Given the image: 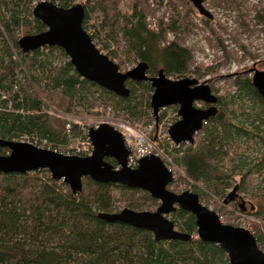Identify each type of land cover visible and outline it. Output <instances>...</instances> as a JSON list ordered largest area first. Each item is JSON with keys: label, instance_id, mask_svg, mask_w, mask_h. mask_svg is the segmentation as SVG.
I'll use <instances>...</instances> for the list:
<instances>
[{"label": "trees", "instance_id": "trees-1", "mask_svg": "<svg viewBox=\"0 0 264 264\" xmlns=\"http://www.w3.org/2000/svg\"><path fill=\"white\" fill-rule=\"evenodd\" d=\"M32 1L10 6L11 0H0V47L5 51V57L0 58V138L29 137L40 144L46 141L56 149L68 142L69 134L64 129L65 122L49 113V102L53 104L58 97L63 105L66 101L80 104L99 89L114 94L83 78L61 47L46 46L29 53L20 49L18 41L22 35L46 29L33 14ZM50 1L70 7L74 0ZM3 8L11 11L9 17ZM85 9L84 28L88 31L91 12ZM146 18V13L137 8L125 17L123 34L129 50L147 66L148 75L164 70L168 76H184L192 60L191 52L177 42L162 45L167 29L161 26L157 31L151 30ZM171 29H177V22ZM95 32H89L94 41ZM54 53L67 60L53 66L50 56ZM21 64L26 84L20 83L17 76ZM38 68H42L41 77L35 74ZM235 79L238 94H229L225 100L218 96L219 111L205 124L204 138L191 143L178 157L187 177L194 182L191 185L195 189L197 184L204 186L201 199L206 190L218 194L224 191L229 186L228 178L242 174L237 171L264 170V155L252 168L241 157L236 158L238 140L250 142L259 137L264 143V99L250 77ZM128 84L130 96L120 97L125 115L135 126L155 120L156 129L165 121V112L158 119L152 115L151 82L128 80ZM138 90L142 92L140 96ZM242 96L261 104L263 110L253 116L242 111L250 127L229 110V104ZM73 128L78 130L76 125ZM150 137L157 141V136ZM7 150L0 147V153ZM107 160L117 166L115 160ZM230 163H234L233 169L226 167ZM261 176L264 182V174ZM242 178L238 184L241 190L247 186L245 174ZM116 188L128 193L127 205L135 210L150 208L157 200L145 190L101 183L89 177L84 178L83 191L73 193L68 184L53 179L47 169L25 174L0 173V264H230L229 255L219 244L198 237L196 217L182 208L172 213V220L176 228L192 235L189 241H158L149 230L100 218V212L117 211ZM254 215L264 220V198L260 197ZM255 235L264 250L263 237L258 231Z\"/></svg>", "mask_w": 264, "mask_h": 264}, {"label": "water", "instance_id": "water-1", "mask_svg": "<svg viewBox=\"0 0 264 264\" xmlns=\"http://www.w3.org/2000/svg\"><path fill=\"white\" fill-rule=\"evenodd\" d=\"M189 1L200 14L213 19L205 0ZM33 14L46 29L19 39L18 44L24 53L46 46L61 47L83 78L122 98L131 94L128 80L151 82L154 88L151 95L153 116L158 119L162 109L179 106V119L168 129L170 139L177 145L193 143L196 134L203 130L211 117L217 115L218 96L208 82H200L194 77L172 79L164 70H160L157 76H149L144 63L126 72L120 70L119 65L100 50L84 28L86 9L83 4L62 7L42 0L35 5ZM247 72L252 74V83L264 99V70L255 65ZM198 101L211 106L199 108L196 106ZM88 137L93 151L86 156L68 155L31 142L0 138V147L9 150L7 154H0V173L25 174L47 169L53 179L68 184L73 193L83 191L86 177L101 183L145 190L160 201L156 210L139 211L126 207L116 212H100L99 217L108 222L149 230L158 241H189L192 235L176 228L175 222L168 217L177 208H182L196 217L198 237L205 242L219 244L229 255L230 264H264V250L250 229L223 222L217 211L201 202L197 192L184 190L178 193L168 188L175 176L160 156L147 155L140 159L137 168H131L128 166L131 150L122 133L112 125L102 123L97 128L92 127ZM107 159L115 160L119 168ZM238 190L237 184L224 202L236 201ZM244 203L242 200V210H245Z\"/></svg>", "mask_w": 264, "mask_h": 264}, {"label": "rangeland", "instance_id": "rangeland-1", "mask_svg": "<svg viewBox=\"0 0 264 264\" xmlns=\"http://www.w3.org/2000/svg\"><path fill=\"white\" fill-rule=\"evenodd\" d=\"M26 1L29 0H11L10 6L14 3L23 5ZM40 1L42 0H33L32 6L35 7ZM75 4H84L88 10L90 9L88 31L92 33L97 31L96 45L102 52L111 55L110 57L123 72L139 64V59L129 50L123 34L125 17L131 16L136 8L146 13L147 24L151 30L157 31L161 26L167 29L166 39L162 45L177 42L191 52L192 60L187 72L184 76L170 75L172 79L194 77L200 82H208L214 94L224 97L225 100L229 94H238L234 83L237 76L251 78L252 74L247 71L255 65L258 69L264 70V0H205V6L212 12L213 19L200 14L189 0H74L70 6ZM3 10L6 17L11 15L10 10L5 8ZM174 22H177L175 31L171 29ZM4 57L5 51L0 47V58ZM65 60L67 58L59 53L50 56L53 66H60ZM22 66L21 64L17 76L20 83L26 84L25 73L21 72V69H24ZM24 72H27L26 68ZM42 72V68H38L35 74L41 77ZM156 75L149 74V76ZM128 86L131 87L130 84ZM153 91L154 88L151 95ZM140 94L142 92L138 90L137 95L140 96ZM41 97L45 99L44 95ZM60 102L58 97L53 104L49 102L48 110L51 115L60 117L59 119L65 122L64 129L69 134L66 144H59L56 149H53L52 145H48L46 141L40 144L37 141H31L29 137H24L20 141L31 142L68 155L85 156V153L91 149L88 139L85 138L90 128L99 122H108L110 118L115 121L132 122V119L127 117L122 110L123 103L120 97L116 94L109 95L100 89L80 104H71L66 101L63 105ZM196 106L206 107L202 101H198ZM178 110V105L162 109L160 114L165 112V121H162L163 123L161 122L156 129L155 120L149 123L141 122L138 126L147 128L150 134L157 136L156 143L161 150V158L174 171L175 179L168 188L178 193L192 190L200 196L201 191H205L204 186L197 184L199 190L195 189L191 185V182H194L187 177L178 161L180 152L191 145L189 143L179 146L170 144L168 129L179 119ZM229 110L235 111L236 119L242 120L247 127L250 126L249 120H245V114L250 113L253 116L255 113L262 114L263 112L261 104L254 103L247 96L236 97L229 104ZM243 110L245 114L242 113ZM74 125L78 126L77 131H73ZM203 130L196 134L195 142L204 138ZM238 143L240 149H238L239 156L237 155L236 158L241 157L243 162L252 168L264 155V143L259 137L250 142L243 138V140H238ZM8 151L0 154H7ZM226 167L233 169L234 163L227 164ZM237 172L242 174H234V177L228 178L229 186L224 191L218 194L206 190L205 196H202V199L200 197V200L209 208L217 211L223 222L246 227L254 234L258 231L264 240V220L254 215L260 197L264 198V182L261 180L264 170L250 173ZM244 174L247 186L243 190H238L239 198L236 201L225 203V198L237 184L242 182ZM114 195L117 200V211L129 207L128 199L125 197L128 193L121 188H116ZM242 200L245 202V210H242L240 206ZM159 205L160 201L156 200L150 208H142L139 211H154ZM252 205L254 209L251 208ZM172 216V214L168 215L171 219Z\"/></svg>", "mask_w": 264, "mask_h": 264}, {"label": "built area", "instance_id": "built-area-1", "mask_svg": "<svg viewBox=\"0 0 264 264\" xmlns=\"http://www.w3.org/2000/svg\"><path fill=\"white\" fill-rule=\"evenodd\" d=\"M102 123H109L124 136L125 141L131 150L130 155L128 156V166H130L131 168H137L140 159L147 155L156 154L162 157L161 150H159L160 148L158 147L157 143L153 139H151L149 135L150 132L147 130V128L135 126L127 120L115 121V119L113 118H110V121L108 122L105 121L99 122L94 127L97 128ZM151 127H153V125ZM87 139H88V145L91 149L90 151H87V153L85 154L90 155L93 151V144L88 137V133H87ZM169 140L172 146H179L172 139ZM166 165L170 170H172V168L168 164ZM117 168H119V165H117Z\"/></svg>", "mask_w": 264, "mask_h": 264}, {"label": "flooded vegetation", "instance_id": "flooded-vegetation-1", "mask_svg": "<svg viewBox=\"0 0 264 264\" xmlns=\"http://www.w3.org/2000/svg\"><path fill=\"white\" fill-rule=\"evenodd\" d=\"M159 74V73H158ZM157 76V75H156ZM205 103V102H204ZM205 108H207V107H210L211 105H209V104H206L205 103ZM216 106H217V108H218V111H219V97H218V102L216 103Z\"/></svg>", "mask_w": 264, "mask_h": 264}]
</instances>
